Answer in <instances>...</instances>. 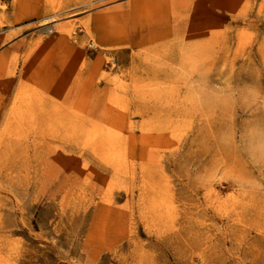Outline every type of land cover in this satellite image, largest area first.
<instances>
[{
  "label": "rangeland",
  "instance_id": "1",
  "mask_svg": "<svg viewBox=\"0 0 264 264\" xmlns=\"http://www.w3.org/2000/svg\"><path fill=\"white\" fill-rule=\"evenodd\" d=\"M0 264H264V0H0Z\"/></svg>",
  "mask_w": 264,
  "mask_h": 264
}]
</instances>
